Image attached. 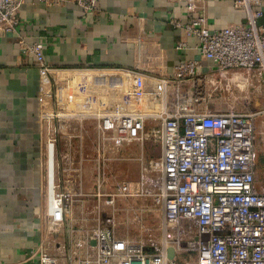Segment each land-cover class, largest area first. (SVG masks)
<instances>
[{
	"label": "built area",
	"instance_id": "built-area-1",
	"mask_svg": "<svg viewBox=\"0 0 264 264\" xmlns=\"http://www.w3.org/2000/svg\"><path fill=\"white\" fill-rule=\"evenodd\" d=\"M23 1L0 0V30L17 32ZM171 1L184 3L187 16L185 22L172 17L171 25L194 37L195 49L210 64L196 59L180 60L167 74L155 73L152 85L148 86L145 79L147 94L150 93L158 110L146 107L147 110L127 112L118 106L96 113L97 142L103 159L107 158L104 148L108 144L116 151L129 140L160 142L161 156L151 163L158 172L148 178L147 195L162 211V238L152 236L148 244L131 241L118 236L113 222L107 221L94 231L88 243L90 254L83 255L77 248L68 252V260H60V254L52 248L53 242L43 241L38 248L39 264H264V189L257 188L255 114L200 108L208 99L207 86H216L217 77L222 80L232 70H255L264 82V25L258 23L264 0H234V5L244 11V21L216 30L207 25L205 0ZM32 2L46 7L72 4L84 14L98 12V0ZM195 12L199 14L193 15ZM135 41L141 52L137 55L142 58L146 51L143 48L149 44L140 36ZM22 48L34 56L39 68L49 69L41 40L24 42ZM175 48L188 49L189 43L179 41ZM137 84L133 71L125 73L122 85L118 83L123 86L121 93L144 95L145 92L137 91L143 84ZM156 88L157 91L153 90ZM57 118L52 112L41 115L42 188L47 205L45 224L50 234L60 232L69 215L57 180L58 131L54 125ZM49 143L55 158L52 176H48ZM108 195L107 203L111 204L116 194ZM167 222L175 228L169 237Z\"/></svg>",
	"mask_w": 264,
	"mask_h": 264
},
{
	"label": "crops",
	"instance_id": "crops-1",
	"mask_svg": "<svg viewBox=\"0 0 264 264\" xmlns=\"http://www.w3.org/2000/svg\"><path fill=\"white\" fill-rule=\"evenodd\" d=\"M205 3L210 30L244 21V11L234 0ZM172 17L187 21L184 3L98 0V12L84 14L72 4L46 7L24 0L17 32L0 30V264H39V246L53 242L45 224L42 188L43 112L58 115L54 124L57 180L64 200L71 204L99 197L110 175L107 170L118 162V153L129 152L130 142H123L116 151L108 144L103 159L96 113L118 106L127 112L138 111L135 105L142 107L143 99L136 101L133 93H121L118 83L125 73L146 74L150 86L155 73L167 74L180 60L210 64L195 49L197 40L171 25ZM258 23L264 25V7ZM139 36L149 44L142 58L135 41ZM38 40L43 42L47 71L22 48L24 42ZM183 40L189 48L177 50L175 45ZM73 86L76 94L71 93ZM144 101L148 106L155 103L151 96ZM256 179L257 188L263 190L257 165ZM160 222L162 229V215Z\"/></svg>",
	"mask_w": 264,
	"mask_h": 264
},
{
	"label": "rangeland",
	"instance_id": "rangeland-1",
	"mask_svg": "<svg viewBox=\"0 0 264 264\" xmlns=\"http://www.w3.org/2000/svg\"><path fill=\"white\" fill-rule=\"evenodd\" d=\"M136 75L138 84H143L139 87L141 90L137 91H141V93L143 91L145 94L134 95L136 101L139 97L143 99L141 109L137 105H135V109L147 110L146 107H148L158 110V105L148 106L144 101L150 96V93L147 94V87L144 86L146 74ZM214 77L216 78V75ZM226 77L222 80L217 77L216 86L210 84L207 86L208 99L207 102L200 105V108L210 112L230 110L255 114L257 122L256 165L259 184L264 187V113L262 112L264 110V82L255 70L250 72L232 70ZM121 80L123 79L121 78ZM120 84L122 85V81ZM62 87L64 88V85ZM124 88H126L125 85ZM153 90L157 91L158 88ZM77 91L73 86L71 93L75 92L76 94ZM128 142H130L129 152L118 153V162L107 170L110 175L107 176V182H103L101 196L83 201H72L71 204L65 202L69 208L65 226L60 232L56 231L52 235V248L60 254V260H68V252L77 248H80L83 255L90 254L88 243L92 240L94 231L106 224L107 221L113 222L118 236L126 237L131 241L148 244V240L152 236L159 240L162 238L163 230L158 228L161 226L162 211L159 206L151 205L152 202L147 195L149 193L148 178L158 172L157 168L151 167V163L160 158L161 144L152 139L142 142L129 140ZM128 185L131 189H127ZM109 193L116 194L111 204L107 203ZM165 229L168 237L175 231L170 222L165 224ZM81 241H85V243L81 245Z\"/></svg>",
	"mask_w": 264,
	"mask_h": 264
},
{
	"label": "bare ground",
	"instance_id": "bare-ground-1",
	"mask_svg": "<svg viewBox=\"0 0 264 264\" xmlns=\"http://www.w3.org/2000/svg\"><path fill=\"white\" fill-rule=\"evenodd\" d=\"M46 154H47V157H48L47 158V165L49 167V175L48 176H52L54 174L53 166L55 165V159H54V150L52 149L51 143H49L47 145Z\"/></svg>",
	"mask_w": 264,
	"mask_h": 264
},
{
	"label": "water",
	"instance_id": "water-1",
	"mask_svg": "<svg viewBox=\"0 0 264 264\" xmlns=\"http://www.w3.org/2000/svg\"><path fill=\"white\" fill-rule=\"evenodd\" d=\"M168 253H169V255H171L172 254V249H169Z\"/></svg>",
	"mask_w": 264,
	"mask_h": 264
}]
</instances>
